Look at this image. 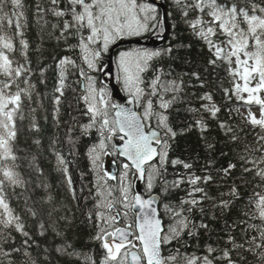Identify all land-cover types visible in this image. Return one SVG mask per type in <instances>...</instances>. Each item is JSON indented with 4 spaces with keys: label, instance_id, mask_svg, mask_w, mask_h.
<instances>
[{
    "label": "snow or ice",
    "instance_id": "1",
    "mask_svg": "<svg viewBox=\"0 0 264 264\" xmlns=\"http://www.w3.org/2000/svg\"><path fill=\"white\" fill-rule=\"evenodd\" d=\"M170 3L0 0V264H264V0ZM177 23L207 50L181 73ZM193 130L205 157H174Z\"/></svg>",
    "mask_w": 264,
    "mask_h": 264
},
{
    "label": "trees",
    "instance_id": "2",
    "mask_svg": "<svg viewBox=\"0 0 264 264\" xmlns=\"http://www.w3.org/2000/svg\"><path fill=\"white\" fill-rule=\"evenodd\" d=\"M167 7L168 11L172 10V5L170 3V0H164ZM29 3H31V0H29ZM29 20L31 21V13L29 14ZM176 32L178 33L177 36V40L179 41H183L186 43H191L192 44V49L189 50H181L179 53H174V55H179L181 57V59L176 60V61H169V60H165V63H171L174 65L175 70L177 73H181L183 71L186 70H190L191 65L184 63L183 62V57L187 56L189 57L191 60L196 61L199 60L201 57H206L207 56V50L205 49L202 53L198 51V47H202V45L199 44L198 41H196L195 37L191 36L190 33L187 31L186 26L181 24V23H177L176 26ZM26 36L30 42V44L35 47L36 43H37V37H38V29L35 27V25L31 24L29 25V30L26 33ZM177 40H173L172 43H176ZM46 51L44 54V58H43V62L44 63H48L50 60L49 57V53H51L54 50V46L52 42H47L44 45ZM164 47H167V44L165 43ZM37 57L36 55H33V59L35 60ZM193 91H195V89H193ZM217 102H220L221 97L218 95L216 97ZM174 125L176 127H183L184 126V121L190 120L191 117L184 112L183 110L179 111V112H175L173 113L172 117H171ZM43 128H44V137L45 138H50L53 135V129L51 126V121H48L47 123L43 124ZM61 135L63 134L62 131L60 133ZM212 136L216 139L221 141L219 144H217V153L221 152V151H227V147L225 146V144L223 143V137L220 134L218 129H213L212 131ZM45 143H47V139H45ZM84 144L89 143L88 140H84L83 142ZM203 142L199 139V135L198 133L193 130L191 132H189L187 135H183V136H178L176 139V144L174 145V152L172 153V155L175 156H179L182 159H186L189 157H195L197 154H199V156L201 158L205 157L206 153L204 151L203 148ZM80 152H81V157L78 159V161H76L73 165L70 166V172H74L76 174V166H79V169L82 171H87V160L83 157V152H84V148L83 146H81L80 148ZM231 157V153H229V155L227 156H219L217 155L216 157V161H217V167H221V166H226L228 160H230ZM204 163L203 159L197 161V167L199 168L200 166H202V164ZM41 167H43L46 171V173L48 174V179L49 181L57 187V189L59 190V174L56 173L53 169V157L48 153V152H44L43 154V159L41 161ZM213 192H215V188H213ZM41 195V193L39 191H37L36 193H34V196H39ZM179 195V196H183V192H178V193H174L173 194V199H175V197ZM229 220H231V217H229ZM29 227L31 228V230L33 231V233L35 234V230H36V225L29 220L28 222ZM215 227L217 229H219L221 227V225L219 223H217L215 225ZM79 231H83V229H80ZM35 238L39 241V243L41 245H44L46 242L47 243H51V237H40V236H35ZM19 241V237L17 238ZM83 240L84 237L81 236L79 241L77 242V247H80V245L83 244ZM203 242V239L202 241ZM38 251V250H37ZM60 260V264H65V261L63 258H58Z\"/></svg>",
    "mask_w": 264,
    "mask_h": 264
},
{
    "label": "water",
    "instance_id": "3",
    "mask_svg": "<svg viewBox=\"0 0 264 264\" xmlns=\"http://www.w3.org/2000/svg\"><path fill=\"white\" fill-rule=\"evenodd\" d=\"M157 2L161 5H165V3L162 0H157ZM162 10L164 11L165 9L162 8ZM145 43H147L148 46H151V47H161L165 44L162 41H156L155 43H152V41H150V42H145ZM128 46H137V45L135 43H132L130 45L125 44L121 48H118L117 51L124 48V47H128ZM108 83H109V87L112 88V82L108 81ZM114 91L117 92V97H116L117 99H119L120 96H123V92L119 91V85H116V88L114 89ZM121 102H123V101H121ZM105 164H106V166L108 165L107 159L105 160ZM111 170L116 171L117 169L115 167H113Z\"/></svg>",
    "mask_w": 264,
    "mask_h": 264
},
{
    "label": "flooded vegetation",
    "instance_id": "4",
    "mask_svg": "<svg viewBox=\"0 0 264 264\" xmlns=\"http://www.w3.org/2000/svg\"><path fill=\"white\" fill-rule=\"evenodd\" d=\"M164 3H165V1L164 0H162ZM166 4V3H165ZM161 11H163L162 10V8H161ZM150 41H152V43H155L156 41H153V40H146L145 42H150ZM165 45V44H164ZM164 45L163 46H161V48H163L164 47ZM133 47H136V46H133ZM151 47V46H150ZM127 48H129V47H127ZM103 77H101V79H102Z\"/></svg>",
    "mask_w": 264,
    "mask_h": 264
},
{
    "label": "rangeland",
    "instance_id": "5",
    "mask_svg": "<svg viewBox=\"0 0 264 264\" xmlns=\"http://www.w3.org/2000/svg\"><path fill=\"white\" fill-rule=\"evenodd\" d=\"M103 79V78H102ZM72 169V168H71ZM73 179H76V174L74 172H71Z\"/></svg>",
    "mask_w": 264,
    "mask_h": 264
},
{
    "label": "bare ground",
    "instance_id": "6",
    "mask_svg": "<svg viewBox=\"0 0 264 264\" xmlns=\"http://www.w3.org/2000/svg\"><path fill=\"white\" fill-rule=\"evenodd\" d=\"M71 169V168H70ZM72 172V171H71Z\"/></svg>",
    "mask_w": 264,
    "mask_h": 264
}]
</instances>
